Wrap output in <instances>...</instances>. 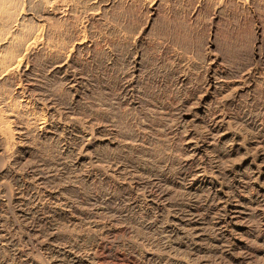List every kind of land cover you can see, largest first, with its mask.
Instances as JSON below:
<instances>
[{
    "label": "bare ground",
    "instance_id": "6f19581e",
    "mask_svg": "<svg viewBox=\"0 0 264 264\" xmlns=\"http://www.w3.org/2000/svg\"><path fill=\"white\" fill-rule=\"evenodd\" d=\"M237 12L264 0H0V264H102L121 227L126 264H264V25L232 59Z\"/></svg>",
    "mask_w": 264,
    "mask_h": 264
},
{
    "label": "rangeland",
    "instance_id": "374dc122",
    "mask_svg": "<svg viewBox=\"0 0 264 264\" xmlns=\"http://www.w3.org/2000/svg\"><path fill=\"white\" fill-rule=\"evenodd\" d=\"M234 14L236 16V13H234ZM234 14L230 15L232 17H230V16L228 17V15H226L225 16V19L226 20L223 19L224 20L223 21L224 23H222L221 25H218V37H219L218 40L221 43H224L225 44V46H226L225 52L232 59L235 58V57H237V55H238V58H241L242 56H245V55H247L249 53V51L251 49L252 38H253V28H252L253 26L252 25H254V24H263L264 25V13L261 15V17H252V18L249 15L244 14V13H241V12H237V15L238 16H236V17L234 16ZM240 15H241V17H243V19L244 18L245 19L244 20L242 19L241 20L242 22L241 21L240 22L239 21L237 22V20H238V18H239ZM230 19H231L232 23H230ZM234 19H237V20H234ZM247 20L250 21V22H248ZM172 21L173 22H171V25L178 26V25L175 24V23H177V21L175 19H172ZM233 21L234 22L236 21V22L234 23ZM227 23L230 26L227 25ZM236 23H238L239 25L236 24ZM226 26H228L229 28L228 27L226 28ZM204 27L205 26H203L202 28H200L198 30L199 33L202 32L203 34H205V33L208 32V28L207 27L204 28ZM203 30H205V32ZM262 49L264 51V47ZM234 53L235 54L237 53V54L235 55ZM233 55H234V57H233ZM124 230L126 231V228L121 227L120 229H117L116 231H113L112 233L108 234L107 236H105L106 238L104 237V239L101 240L100 246L98 248V252H99V255H100V259H102L101 260V263L102 264L106 263V261L108 260V258L110 256H112V258H114L118 262V264H126V263L136 262V259L135 258H134L135 259L134 260L133 257H128L125 253L120 252V251H117L115 249H112V247H110L109 249H105L104 248V246L106 245V243H109V241H111V239L113 237H116L119 234L125 233ZM22 244L26 245V243H22ZM24 245H23V247L26 248L27 245L26 246H24ZM109 246H111V245H109ZM29 247L33 249V250L30 249V251L33 252L32 253L33 255L36 254L35 257H37V259H40L39 260L40 262H42L44 264H48V261H46L47 258H46V256H44L45 254L38 247H36V246H32V247L29 246Z\"/></svg>",
    "mask_w": 264,
    "mask_h": 264
}]
</instances>
